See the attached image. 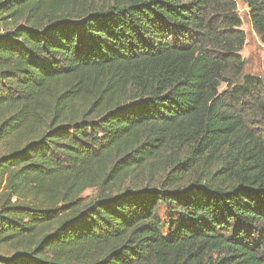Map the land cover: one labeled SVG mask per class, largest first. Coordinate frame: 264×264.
<instances>
[{
  "label": "trees",
  "instance_id": "trees-1",
  "mask_svg": "<svg viewBox=\"0 0 264 264\" xmlns=\"http://www.w3.org/2000/svg\"><path fill=\"white\" fill-rule=\"evenodd\" d=\"M245 45L238 0H0V264H264Z\"/></svg>",
  "mask_w": 264,
  "mask_h": 264
},
{
  "label": "rangeland",
  "instance_id": "rangeland-1",
  "mask_svg": "<svg viewBox=\"0 0 264 264\" xmlns=\"http://www.w3.org/2000/svg\"><path fill=\"white\" fill-rule=\"evenodd\" d=\"M238 11L242 19V30L246 36V45L242 51V57L247 62L246 69L252 73H263L264 72V46L260 43V40L256 33L254 32L249 18L248 10L246 7L238 0ZM155 182L152 185H147L145 183L140 184L141 187H155ZM97 190H88L84 193L83 197L89 196L93 198L97 195ZM165 208H161V214L165 213Z\"/></svg>",
  "mask_w": 264,
  "mask_h": 264
}]
</instances>
